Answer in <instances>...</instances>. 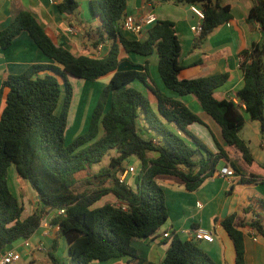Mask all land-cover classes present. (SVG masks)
Instances as JSON below:
<instances>
[{"label":"trees","instance_id":"trees-1","mask_svg":"<svg viewBox=\"0 0 264 264\" xmlns=\"http://www.w3.org/2000/svg\"><path fill=\"white\" fill-rule=\"evenodd\" d=\"M127 1L90 0L92 14L101 22L93 29V47L111 42L101 58L76 56L68 48L56 45L28 11L17 13L0 30V49H8L22 32H27L51 61L34 63L20 74H8L0 82V103L4 89H8L0 113V255L16 242L30 239L40 228L45 211L62 208L65 213L56 216L52 223L59 226L57 237L67 243L69 264L123 257L143 264L133 240L152 237L168 220L165 193L157 178L176 177L187 191L194 192L218 170L222 159L231 161L222 146L217 144L218 152L214 153L186 131L188 125H204L203 121L183 102L148 82L146 64L141 70L134 63L131 69H118L125 60L120 57L122 51L143 57L155 53L165 87L178 96L196 97L201 108L220 126L226 144L237 150L246 165L254 162L248 143L239 133L248 115L259 124L264 136V0H253L247 18L249 23L259 24L263 35L240 52L244 85L233 97L241 108L232 99L214 97L215 90L226 82L227 74L180 78L181 46L173 21L157 19L148 26L144 39L129 36L122 27ZM173 1L202 10L199 41L233 18L230 6L223 0ZM78 7L77 0L57 2L58 11L68 16L75 15ZM108 76L86 131L68 143L66 131L74 98L69 77L97 81ZM137 81L155 95L157 111L152 109L146 94L134 87ZM140 121L145 125L142 133ZM146 132L151 135L146 136ZM111 151L115 154L109 164L87 179L93 187L76 191L75 175L100 164ZM149 153H156L157 157L150 158ZM132 157L139 160L140 167L135 168L131 183L130 177L127 183H120V176L131 166L125 162ZM231 165L236 173H242L234 162ZM10 168L29 183L38 199L39 207L28 216H23V203L10 187ZM107 195H113L118 202L95 206ZM259 203L264 207V199ZM244 211L249 212L247 208ZM221 225L234 244L235 264H246L243 230L251 229L264 239L260 214L241 220L233 213ZM197 241L174 237L161 264H218ZM56 248L55 239L47 251L52 263L66 264L55 257Z\"/></svg>","mask_w":264,"mask_h":264},{"label":"crops","instance_id":"crops-1","mask_svg":"<svg viewBox=\"0 0 264 264\" xmlns=\"http://www.w3.org/2000/svg\"><path fill=\"white\" fill-rule=\"evenodd\" d=\"M223 1L224 4L230 6L233 18L228 23L215 28L203 41L198 40L199 36L193 30V27L200 20L192 11L191 6L179 5L173 0H155L152 3L147 0H128L125 17L140 21L148 14L154 13L157 19L173 21L181 46L179 63L182 70L180 78L195 79L227 74L226 82L215 90L214 97L217 100H231L234 98L235 92L244 85L243 73L240 68L242 61L240 52L249 49L254 42L261 39L263 34L259 24H252L247 20L249 11L253 6V0ZM57 2L58 0H0V30L5 29L17 13L28 11L56 45L68 48L76 56L89 55L101 58L106 55L110 48V41L102 43L98 47H93L96 40L93 29L100 25H97L95 21L94 17L97 16H89L86 12L80 13L79 11L75 15L68 16L58 11ZM71 26L75 27L77 32H69L68 28ZM147 28L137 36L131 33L128 34L137 39H144ZM120 57L125 60H122L119 64V70L133 68L132 63L138 65V69L141 70V66L146 64L150 74L148 82L165 95L183 102L203 121L204 125L197 123L188 125L186 131L195 136L202 145L214 153L218 152L217 144L222 146L231 160L229 162L222 159L219 162L223 163L222 167L232 166L231 162H234L242 170V173H236L235 177L224 178L219 176L217 166L218 170L212 177L207 178L199 189L194 192L187 191L182 181L176 177H158L157 181L165 193L168 220L152 237L133 240V245L139 256L144 259L143 264H161L174 237H179L182 240L193 238V231L199 227L210 231L213 236L211 241H197L199 246L218 264H235L234 244L221 225L225 218L237 213L241 220H247L260 214L264 226V207L259 203V200L264 199V136L261 135L259 124L250 120L248 115H245V125L239 135L248 143L254 158L251 165H246L237 150L226 144L220 126L201 108L196 97L193 95L178 96L165 87L158 73V60L155 53L143 57L126 54L122 51ZM34 63H51V61L36 47L28 33L22 32L8 49H0V82L8 74H20ZM108 78L109 76L99 81H104L106 84ZM137 83L140 82L137 81L133 85L140 88L139 86L142 83ZM105 84H103V87ZM142 86L152 109L157 111V98L147 87ZM94 90L96 91V89ZM140 90L142 89L140 88ZM98 91L100 92V90ZM7 92L8 89L5 88L0 103V113L5 105ZM84 95L86 97L83 98L82 104L89 106L92 97L90 93H86V90ZM86 100L88 101L86 102ZM144 126L143 122L140 121L141 133L144 131ZM181 134L184 138L189 139L185 133ZM148 135L151 134L146 132V136ZM148 156L155 158L157 154L149 153ZM16 177L18 176L16 175ZM129 182L131 183V181ZM31 191L34 192L33 189ZM34 197L35 201L32 202L34 205L32 208H28L27 216L32 213V209L34 211L39 207L35 192ZM106 197L113 198V195H107ZM28 201L24 200L22 202L25 211L27 210L26 204ZM112 202L117 203L118 200L113 198V200L108 201V203ZM27 205L32 204L28 202ZM246 208L249 210L248 213L244 211ZM243 233L246 264H264V239L251 229H244ZM164 234H168V236L165 237ZM46 237L43 242L49 248L55 239L58 245V240L61 238L57 237V233ZM35 245L32 244L33 247ZM32 248L26 247L22 240L17 247L13 244L6 251L19 252L21 259L18 262H22L21 264H44V261L36 259V248H33V250ZM66 249L68 253V248ZM30 256L33 258L28 262ZM65 263H70L68 254ZM91 264L134 263L129 257H123L104 262L94 261Z\"/></svg>","mask_w":264,"mask_h":264},{"label":"rangeland","instance_id":"rangeland-1","mask_svg":"<svg viewBox=\"0 0 264 264\" xmlns=\"http://www.w3.org/2000/svg\"><path fill=\"white\" fill-rule=\"evenodd\" d=\"M77 2L79 4L78 11L80 13L86 12L89 16L93 15L92 11H91L90 3H89L90 0H77ZM94 18H95V21L97 22V25H99L100 24L99 17H94ZM69 81L72 84V87L74 89V98L71 102V107H70V112H69V117H68L67 131H66L67 132L66 141L68 143H70L78 135H80L81 133L86 131V127L88 126L92 110L95 106L94 103L96 104V102H97L96 100H98L97 98L99 97V94H100V92L98 90L101 91L103 84H105L104 81H99V80H97V81H86V80H82V79H78V78H74V77H69ZM137 84H140V83H137ZM140 85L142 86L143 84H140ZM141 86H139V87L142 89L141 91H143V86L142 87ZM134 87L137 89H140L136 86H134ZM97 88H98V90H97ZM94 89H96V91ZM85 90H86V93H88V94L90 93V95L92 97V98H90L91 100L89 102V104H90L89 106H84V103L82 104V101H84L83 98L86 97V95H84ZM87 101L88 100H86V102ZM253 142H254V140H253ZM114 152L115 151L109 152L104 157L103 161L100 164L95 165L91 169H87V170L82 171V172L75 175V179H76L75 189H76V191L81 192V191H84L88 188L93 187V186L88 184L87 179L90 178L92 174H95L101 167L107 166L109 164L110 157L115 154ZM125 163L129 164L131 166H134L136 169L138 167H140V162L135 157L129 158ZM222 166H223V163L222 162L219 163V165H218L219 170L222 168ZM129 179L132 182L131 176ZM8 180H9V184H10L12 190L18 195L21 202H23L24 200H26V201L29 200L28 202H30L32 204V205H27L28 202L26 204L27 210L24 212L23 216H27L28 208L30 209L34 205V203H32L33 201H35L34 192L31 191L32 189H31V187L27 181H25L19 177H16V172H15V169H13V168H10ZM106 198L107 197H105V199L102 198L100 201L97 202V204L95 206H100V205H103L105 203H108L109 200L111 201L115 197L113 196V198H111V197H109L107 199ZM34 211H33V209L31 210L32 213ZM46 238L47 237L42 234V230L38 229L36 231V233L32 236L31 243L37 244L39 241H45ZM21 241L22 240L16 242L14 244V246L17 247ZM48 248L49 247L47 246V250H39V249L35 250L36 259L44 261L45 262L44 264H52L51 258L47 252ZM66 248H67V243H66L65 239L60 238L58 240V245L56 248L57 252L54 251L55 257L60 262H64V263L66 262V257L68 254ZM32 258L33 257L30 256V258L27 261L28 262L31 261ZM21 263L22 262H18L17 264H21Z\"/></svg>","mask_w":264,"mask_h":264},{"label":"built area","instance_id":"built-area-1","mask_svg":"<svg viewBox=\"0 0 264 264\" xmlns=\"http://www.w3.org/2000/svg\"><path fill=\"white\" fill-rule=\"evenodd\" d=\"M192 11L199 17V23L193 27V30L196 35H200L202 32V20L204 19V14L202 10L195 5L191 6ZM157 20V17L154 13L148 14L146 17L142 18L140 21L135 20L131 17H125L122 22V27L125 31L128 33L134 34V35H140L141 32L151 24H153ZM68 31L71 33L77 32V29L73 26L68 28ZM232 100L239 105L241 108V105L239 101L236 98H232ZM136 172V169L134 166L128 167L124 173L120 176L119 182L120 183H127L128 177L133 176ZM236 172L233 169L232 166L226 165L222 167L219 170V176L224 178H230L235 177ZM65 213V210L60 208L58 210H48L45 211L41 217L40 221V228L43 232L44 236H51L53 233H57L59 226L54 225L52 223V220L59 215H63ZM165 237L168 236V234H164ZM193 238L195 240H206L211 241L213 239L212 233L208 230H205L203 228H197L193 231ZM23 244L28 247L32 248V244L30 242V239L23 240ZM33 248H36L35 250H47V246L44 244L43 241H39ZM32 248V250H33ZM21 259V254L19 252H15L13 250L11 251H5L0 255V264H16Z\"/></svg>","mask_w":264,"mask_h":264}]
</instances>
